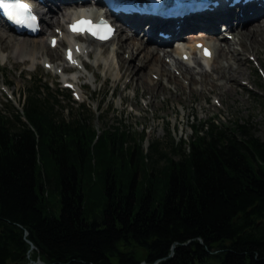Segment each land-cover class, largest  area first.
<instances>
[{
    "label": "trees",
    "instance_id": "1",
    "mask_svg": "<svg viewBox=\"0 0 264 264\" xmlns=\"http://www.w3.org/2000/svg\"><path fill=\"white\" fill-rule=\"evenodd\" d=\"M43 88L0 109V264H264V135L249 121L198 125L173 160V141L168 154L98 134L86 107L66 120Z\"/></svg>",
    "mask_w": 264,
    "mask_h": 264
},
{
    "label": "rangeland",
    "instance_id": "2",
    "mask_svg": "<svg viewBox=\"0 0 264 264\" xmlns=\"http://www.w3.org/2000/svg\"><path fill=\"white\" fill-rule=\"evenodd\" d=\"M41 8V7H39ZM43 8V7H42ZM62 12H67L63 8H60ZM72 11V10H71ZM43 13L47 22L52 23L47 27L43 24L44 32L38 35L37 38H41L46 45L48 44V37L51 34H56L57 20L62 22L61 28L65 19L62 18L60 12L52 14V12ZM70 17V14L67 16ZM66 18V17H65ZM68 19V18H66ZM67 21V20H66ZM255 21H253L254 23ZM264 19L259 21V24H263ZM219 23L218 34L226 33L229 39L233 43L231 47L234 51V55L228 53L226 59L219 58V63L226 65L227 62L231 64L233 68L239 66L242 69L240 75L236 71L237 83L235 87H230L229 83H224V80H218L217 83H224L223 89L225 90L219 98L215 93H208L207 90L210 87L209 84L201 85L197 83L193 85V97L190 100L188 97V82L179 73V70L175 71L176 75H179V79L182 81L184 89L183 94L179 96V91L176 90L174 84L167 81L166 75L158 77L154 73V69H150L148 76L151 80L155 81L160 78L159 81L162 85L167 87L165 93H158L157 98L151 100L149 104L148 96L142 95V87L138 86L134 88L132 86H126L127 77H123L120 80L119 72L117 70L112 55H115L114 51L119 43V37L123 33L116 32L115 37L104 44L99 46L105 49L104 56L109 54L110 68L106 72L107 66L99 59L100 66H97L94 61L95 55L91 53V58L87 60L85 53H82L81 57L75 60L76 66L61 71L64 65L63 51L66 44H60L57 47H53L59 57L54 59L50 64L58 66L55 72L48 70L44 64V60H48L46 55L41 56L37 54L33 60H29L25 64L14 66L15 61L20 60L15 51H11V47L6 50L0 49V109L4 112L11 113L13 107L21 108L20 103L29 93V90H34L37 96L45 95L44 84H47L49 89L57 94L59 104L62 106L57 107L58 113L63 115L66 120L72 119L77 116V112L88 108L89 114H91L89 123L98 131H104L106 129L114 130V127H118L121 130H126L130 135L136 139L137 144L141 146L145 151H149V144L154 141L158 142L160 149L166 150L168 154L170 141L173 144H177L180 148L176 149V153H172V159L178 160L180 158V150L186 147L191 136L194 134V130L198 125L204 123L206 125L214 124L219 128H225L232 126L234 122L243 123L249 121L251 128L258 136L264 135V46H258V55L251 49H247L241 53V46L236 37H233L231 31H226L225 25ZM252 24V22L250 23ZM248 24L247 28L251 29L254 25ZM258 24V23H254ZM244 28V26H242ZM242 28V29H243ZM0 29H3L0 27ZM199 31L201 28L198 29ZM195 29V31H198ZM13 34L12 32H7ZM18 40L28 36L16 35ZM36 37V36H34ZM31 38V37H29ZM144 39V36L142 37ZM200 39L199 35L195 37L183 38V44L189 45L193 40ZM81 41L83 39H80ZM220 41V40H219ZM177 43L173 42L171 48L175 47ZM182 46V45H181ZM91 46L90 48H92ZM226 47V45H225ZM170 48V46L168 47ZM199 49V48H198ZM235 49V50H234ZM164 48L159 50L162 54ZM199 51V50H198ZM144 52H140L132 63L134 66L139 63V59L143 57ZM124 56L127 53L123 52ZM200 54V53H199ZM199 54L197 57L192 58L193 62H190L189 66L194 72L206 70L208 73H212V67L214 63L201 62L198 65ZM234 57V58H233ZM259 59H258V58ZM81 58L82 63L78 65ZM168 60L169 57H166ZM170 60V59H169ZM204 63V64H203ZM63 64V65H62ZM84 64L88 69L85 70L81 65ZM91 69V70H90ZM173 69V68H172ZM67 71V72H66ZM174 71V70H173ZM93 72L96 73L97 78L95 80ZM198 76V75H196ZM108 77L105 86H102L103 80ZM116 79V80H115ZM68 80V81H66ZM71 82V90L67 88L66 83ZM7 84V85H6ZM84 84L83 86H81ZM39 87L38 91L36 88ZM203 90L200 92V89ZM60 93H58V91ZM68 90V91H67ZM67 92H70V98L67 99ZM207 94L203 96L202 94ZM165 97V109L169 111L168 114H163V109L158 107L154 110L152 105L156 106L161 103ZM184 99V109L178 104L177 100ZM80 104H83L82 108ZM209 106V107H206ZM211 106V107H210ZM175 117V118H174ZM175 119V120H174ZM127 144H133V141H128ZM181 144V145H180ZM58 195L53 193L50 200L55 202ZM53 215L58 216L60 212V204L53 206ZM35 263V262H34ZM32 263V264H34Z\"/></svg>",
    "mask_w": 264,
    "mask_h": 264
},
{
    "label": "bare ground",
    "instance_id": "3",
    "mask_svg": "<svg viewBox=\"0 0 264 264\" xmlns=\"http://www.w3.org/2000/svg\"><path fill=\"white\" fill-rule=\"evenodd\" d=\"M224 3V0L220 1L221 6H224ZM38 7L47 9V12H52L53 15L60 12L63 19L68 18L67 16L69 14L70 17L73 18L78 16V13L75 10V5L69 4L66 0H41L40 3H38ZM60 8H63L65 11L67 10V12H62ZM228 10L230 12L222 16H216L212 19L207 17L205 20H199L197 27L193 26L192 22H189L187 19H177L170 24L159 25L137 24L134 21H130L126 25L123 23L118 24L116 32L121 34L126 31L124 38L122 35L119 37V43L114 51L115 55H112V59L115 58V67H117L119 72L118 79L120 80L123 77H127L128 80L126 81V86H132V84H134V88L138 86L142 87V95L148 96V103L150 104L152 99L155 100L157 98L158 93H165L167 87L162 85L159 81L160 78H157L155 81L151 80L148 76L149 70L154 69V73H156L158 77L166 75L167 81L175 85L176 90L179 91L178 95L181 96V94H183L182 90L184 89V86L179 79V75L175 74V71L179 70L180 75L188 82V97H190V100L193 97V85L197 83H200L201 85L209 84L210 87L207 92L215 93L221 98V95L225 91L222 88L224 83H229L230 87H235V84L238 81L237 75L235 74L236 71H238L240 75L243 72L239 66L233 68L229 62H227L226 65L219 63V58L226 59L228 53H230V55L235 54L231 49L234 41L232 42V39H229L226 33L218 34V30L221 28L219 23H223L222 25H225L226 31H231L229 33H232L233 37H236V41H238L241 46V51L238 53L251 49L256 55H258L257 47L264 46V23L259 24V21L264 19V1L255 0L245 4L239 2L234 4ZM253 21L258 24H254ZM44 22L47 27L52 24L47 21ZM251 22L252 24H250ZM248 24L254 26L249 29L245 27ZM61 25L62 22L58 19L57 27H60L59 32L51 34L48 37L47 45L41 38H37L38 35L31 38L23 37L21 40H18L16 37L17 34L7 27H4V30L0 29V49L6 50L11 47V51H15L18 57L21 58L20 60L15 61L14 66H19L27 63L29 60L35 59L38 57L37 54L39 53L41 56L46 55L48 57V60L46 59L44 62H52L59 57L57 51L49 46L50 38L56 36L58 37L57 46L66 42L74 43V49L76 52L79 49H83V54L85 53L88 58H91V53L94 54L95 57L93 62L97 64V66H100L99 59H102L107 66L106 72L109 71L111 64L109 62V54L104 56L103 52L105 49H102L99 45L107 43L111 41V39L105 42H81L73 37L70 38V36L61 28ZM242 26H244V28ZM197 28H201L202 30L194 31ZM158 31L169 33V38L164 39L158 36ZM7 32H12L13 34ZM195 35H199L200 39L193 40L191 44L186 46L182 43L183 38H193ZM142 36H144V40ZM173 42L177 44L175 47L171 48ZM198 42L201 43L199 51L196 45ZM91 46L93 47L90 48ZM169 46L170 48H168ZM203 46H208L211 50L208 57H204L201 53ZM163 48L164 50L162 54H160L159 50ZM123 52L127 53V56H124ZM140 52H144L143 57L139 59V63L136 64L137 66H134L132 63ZM197 52L198 54L200 53L199 60L206 63H214L211 68L212 73L215 74L214 76L206 70L194 72L190 68L189 61L193 60L192 58L197 57ZM166 57H169L171 62H169ZM63 61L64 63H68L65 60V48L63 52ZM199 64L200 63L198 62V65ZM44 66L53 72L58 68V66L55 68V66L49 64H44ZM81 66L89 71L84 64ZM93 76L96 80L97 75L95 72H93ZM107 79L108 77L103 80L102 86H105ZM218 80H224V83H217ZM202 90L203 88L200 89V92ZM202 95L205 96L207 94L203 93ZM164 101H166L165 97L162 99L161 103H158L156 106L152 105L153 110L157 107L159 109L164 108L162 110L163 116L169 113V111L165 109ZM177 101L178 104L181 105V108L184 109V104L186 103L184 99Z\"/></svg>",
    "mask_w": 264,
    "mask_h": 264
},
{
    "label": "snow or ice",
    "instance_id": "4",
    "mask_svg": "<svg viewBox=\"0 0 264 264\" xmlns=\"http://www.w3.org/2000/svg\"><path fill=\"white\" fill-rule=\"evenodd\" d=\"M0 6L12 9L13 18H21L26 12H30V5L23 2V0H16L15 3H5L4 0H0ZM73 31L77 32H89L92 35L98 36L101 39H106L107 35L110 34L111 29L106 22L93 24L90 20L81 19L76 21L72 26ZM205 54H209L205 50Z\"/></svg>",
    "mask_w": 264,
    "mask_h": 264
},
{
    "label": "water",
    "instance_id": "5",
    "mask_svg": "<svg viewBox=\"0 0 264 264\" xmlns=\"http://www.w3.org/2000/svg\"><path fill=\"white\" fill-rule=\"evenodd\" d=\"M34 264H43L41 261H37V262H35Z\"/></svg>",
    "mask_w": 264,
    "mask_h": 264
}]
</instances>
